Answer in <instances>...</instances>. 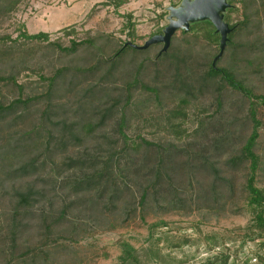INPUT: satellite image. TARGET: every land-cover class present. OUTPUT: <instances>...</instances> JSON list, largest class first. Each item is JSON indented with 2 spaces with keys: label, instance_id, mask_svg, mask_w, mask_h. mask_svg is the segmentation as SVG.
Here are the masks:
<instances>
[{
  "label": "rangeland",
  "instance_id": "rangeland-1",
  "mask_svg": "<svg viewBox=\"0 0 264 264\" xmlns=\"http://www.w3.org/2000/svg\"><path fill=\"white\" fill-rule=\"evenodd\" d=\"M10 1L0 0V6ZM107 1L18 0L13 13L0 15L2 50L13 46L30 52L31 56L26 59L28 67L35 71L42 68L46 77H52L58 69H66L64 82L57 81L60 88L50 99L45 94L48 90L45 83H41L37 75L28 71L21 75L19 83L27 86L24 98L39 95L45 98L30 105L32 122L21 124L16 130L25 131L26 127L40 123L37 119L50 100L57 115L54 118L76 123L74 129L80 138L78 143L72 139V144L57 152L54 162L48 163L45 170L50 173L59 167V175H55L58 182L55 189L51 183L46 185L47 198L34 209L35 214L39 215V209L45 207L58 216L65 204L69 203L70 207L66 218L52 229L53 241L43 250L48 251L49 257L42 255L35 264H205L215 257L221 264L222 255H229L228 264H264L259 259H264V238L251 228L253 214L247 204V192L243 190L249 164L232 162L241 156V149L251 134L250 101L220 77L206 76L220 52V40H208L201 32L185 35L179 30L172 37L169 50L174 61L169 57L154 65L155 57L163 49V44H157L149 55L135 58L127 54L113 77L107 80L105 76L111 67V62L107 61L117 50L133 43L143 46L157 31H164L174 19L172 9L179 10L185 0H127L118 8L106 6ZM227 4L221 15L229 17L228 23L243 21L245 10L239 0H227ZM246 14L253 16L234 36L233 46L224 51L218 67L231 70L238 81L256 95L264 96V0L251 3ZM128 15L135 23L133 40L128 36ZM65 29L73 31V35L67 36ZM41 32L49 34L48 42L38 43L21 37L23 33ZM72 39H90L92 44L70 55L48 46L53 42L69 47ZM12 54L19 61L0 60V76L9 75L22 61L16 52ZM176 59L186 60L184 65L180 63L179 69L176 63H171ZM130 60L134 62L129 63ZM141 62L144 64L139 75L141 84L132 89V105L126 110L124 133L130 139L128 146L125 148L124 139L117 132L121 117L118 112L94 132H83L81 125L99 122L101 112L114 103L113 99L123 100L126 82L131 81L130 75ZM180 73L181 79L187 81V77L193 86L189 91L194 96L187 97L189 103L184 108L179 106V98L187 96L188 89L180 86L181 79L177 76ZM141 85L158 91L159 98ZM88 89H93L94 97L101 98L92 100L90 92H86ZM106 92L109 96L103 100ZM17 97V89L0 84V102L8 104ZM218 98L221 105L217 103ZM256 110L262 123L255 147L261 160L256 186L264 190V105H257ZM45 124L46 129H53L50 122ZM52 134L59 136L56 131ZM141 139L152 143L153 147L138 148ZM109 158L119 161L116 172L121 174L115 183L110 182L109 186L113 187L108 186L117 194L107 193L98 199L95 191L70 193L65 183L70 184L84 172L90 175L103 168V162ZM162 158L167 172L163 170L156 187L148 189L149 197L142 208L138 204L141 189L156 182L153 166ZM70 160L84 165L83 171L80 168L64 170ZM113 161L111 164L116 167ZM214 184L222 193L217 203L210 198ZM12 185L21 186L17 182ZM12 192L8 182L0 189V213H8ZM174 194L184 202L173 204ZM161 222L167 226H160L151 233L149 227ZM150 233L154 236L152 240ZM41 238L30 229L22 236L14 255H10L5 244H0V264H23L26 260L33 264L31 255L21 257L25 251L22 244L32 247L40 244ZM122 243L134 248L137 260L121 261Z\"/></svg>",
  "mask_w": 264,
  "mask_h": 264
},
{
  "label": "trees",
  "instance_id": "trees-1",
  "mask_svg": "<svg viewBox=\"0 0 264 264\" xmlns=\"http://www.w3.org/2000/svg\"><path fill=\"white\" fill-rule=\"evenodd\" d=\"M126 2L127 0H108L105 5H113L114 7L118 8L124 5ZM255 2L256 0H239V3L242 4L243 11L245 10V13L243 12L244 20L239 22L238 24H230V22L228 23V16L224 18V21L230 26V29H232L231 34L228 35L227 47L225 48V50H228L230 46H233L232 43L234 36H236L241 31V28L249 23V20L253 16V14L248 15L246 14V11L250 8L251 3ZM17 4L18 0H11L8 4L3 3L0 6V15L7 16L13 13L17 9ZM230 12L232 11L230 10ZM126 18L128 20L127 28H129L128 36H130V38H132L133 40V38L135 37V23L132 22L131 15H128ZM65 32L67 36L73 35V31H68L65 29ZM163 32V29H160L159 31H157L155 36L163 34ZM193 32H201L202 35L208 40H214L216 42H219V40H221L220 34L216 32V29L212 25L210 20L191 23L189 30L183 31V34L186 35ZM21 37L25 38L26 40L35 41L38 43L48 42L50 38L48 33L43 32L36 35H28L27 33H23L21 34ZM8 39L9 37H7V40ZM88 44H92V41L90 39L81 41L72 39L70 41L69 47H63L62 45L53 42L49 43L48 46L59 50L61 53L70 55L76 53L79 48H81L82 46H87ZM153 47H155V45L149 47L147 50H138L135 49L132 45H126L125 47L122 46L121 49L117 50L115 55L107 61L111 62V67L109 72L107 73L108 75L105 76V79L108 80V78L113 77V72L118 68V65L124 62L125 56L127 54H130L133 57L135 56V58H137V55L146 56L150 54V50ZM169 50L170 47L167 53H161L157 55L155 57L156 61H154L153 64L156 65L166 58L171 57ZM13 51L17 53V56L22 58V61L19 63V65H17V68L14 69V71H11L9 73V75L0 76V84L11 85L18 91V97L8 104L0 102V189L4 186L5 183L8 182L11 184L13 190L12 195L10 196L11 205L8 213H0V233L1 231H3L2 236L0 235V244H5L7 247L6 249L9 250L10 255H14L15 251L20 247L19 244L21 242L22 236H25V233H28L30 229L35 230V232H38L42 237L41 239L44 241L41 240L40 244L34 245L32 247H27L22 244L25 251L21 253V257H27L31 255L30 258L32 260V263L35 264L37 263V259H41L42 255H47V257H49L48 251L46 252L43 250L44 248L49 247V242L53 241L52 238L54 236V230L52 231V229L56 227L57 224L59 225L60 221L66 218V213L70 207L69 203L65 204L58 216L57 214L51 212V210L48 211L45 207H41L39 209V215L35 214L36 212H34V209L47 198L46 196L48 190L45 188L46 185L51 183L52 185H54L55 189L58 182V180L55 178V175H59V167L56 171L52 169L50 173H45V170L48 167V163L52 164V162H54V158L57 156V152L65 150L68 145L72 144V139L73 141L78 143L80 141V138L78 134H76V131L74 129L77 126L75 125L76 123L68 124L67 119L56 120L54 118L57 115H55L51 108L50 100L49 105L46 107V109L41 111L40 117L37 119V121H39L40 123H36L30 127H26L27 130L25 131L16 130V127H20L21 124H24L25 126L28 122H32L33 114L30 111V105L35 100H43L45 98V95L33 97L25 96L24 98L27 86L25 83H19L21 75L26 71L30 72L32 75H37L40 82L45 83V87H47L48 89L45 94H48L50 99L52 95L58 92L60 88V84L57 83V81L64 82V72H66V69H58L52 77H46L42 73V68H37V71H35L28 67L26 59L27 57L31 56L30 52L14 48L13 46L9 48L7 47L4 50L0 48V60L9 58L11 61H19V58L15 59L13 57ZM221 58L216 62L215 66H213L212 62V64L209 66V71L206 73V76L210 79L214 77H220L222 81L227 83L235 91L243 94L244 97H246L248 101H250L249 120L252 124L251 134L246 140L245 145L241 149V156L233 159L232 162L246 161L249 164V166L247 167V170L249 172L246 175L243 190L247 192V204L251 208L253 214L254 224L251 226V228L252 230H254V232L259 233V237L264 238V190L256 186V178L260 170L261 160L255 152V147L260 137V127L262 126L261 121L257 117L256 107L259 104L264 105V96L256 95L254 91L245 86L242 81H238L231 70H228L227 68H219L218 62L221 60ZM171 59L172 61H174L173 56L171 57ZM183 60L176 59L175 62L171 63H176V69H179L181 67L180 63L183 64V62L186 61ZM131 62H134V60H130L129 63ZM143 65L144 64H142V62L139 63L138 67L134 69V74L130 75L131 81L126 82V95L124 96L123 100H121L120 97L113 99L114 103L109 108L103 109V112H101L103 116L99 122H87L81 125L80 129H82L83 132H85L86 134L94 132L97 128L102 127L105 124V121L110 118L113 113L118 112L121 114V117L119 123L117 124V132L124 139L125 148L126 146H128V142L130 141V139L124 133L127 122L126 110L132 105V89L137 88V86L141 84L139 75L141 74ZM177 76L181 79V73L177 74ZM185 80L187 81H184L183 79L179 81L180 86L182 85L184 89H188V91L186 92L187 96L179 98V106L183 108L189 103L187 97L194 96L189 91V88H193L192 84L188 83L190 81L187 77ZM185 82H187L188 84H186ZM173 87L175 88L176 86L174 85ZM141 88L145 91L156 93L157 98H159L158 91L153 90L146 85H141ZM86 92H90L92 100L101 98L94 97V94L92 93L93 89H88ZM86 92L84 96L87 95ZM108 96L109 94L107 92L104 93L103 100ZM121 103L123 105H121ZM217 103L221 105V100L219 98L217 99ZM47 122L51 123L53 129H46L47 125L45 123ZM53 130L56 131V134L59 135L58 137H54L55 134H52L54 132ZM46 134L49 137H46ZM142 145H146V147H153L152 143H149L144 139H141V144H138L137 147L141 148ZM133 146H136V143H133ZM162 153L163 152L158 153L160 154V157L163 155ZM112 156L114 155L112 154ZM163 159L164 158L160 159L155 167L153 166V172H155L156 182H154L153 184H149L146 188L141 189V197L138 204L142 208L145 207L147 199L149 197L148 189H150L151 187H156V185L158 184L157 181L161 178L163 170L167 172V167H164L163 165ZM108 160L106 162H103V168L98 169L97 171L95 170L93 173H90V175L84 172L79 178L71 181L70 184L65 183L67 185V188L70 187V193H91L95 191L97 193L96 197L98 199L102 198L107 193H109L110 196L117 194L116 190L108 188L113 187V185L109 186L110 182L112 181L113 183H115V179H117V176H120L121 174L116 172V170H118L120 167L119 161L117 160L114 162L112 158H109ZM112 161L113 163H117L116 167L114 164L112 166ZM65 166L66 169L64 170L66 171L75 168H80L83 171L84 167V165L82 166L81 164H79V161L74 160H70V163H66ZM215 170L216 178H218V170ZM122 171L123 169H120V172ZM30 179L32 181H30ZM219 180L223 181L222 178H219ZM16 182L21 184V186L13 187L12 184ZM62 182L63 181L60 182V187L62 185ZM39 184H42L43 186L39 187ZM229 186L232 187L231 181L229 182ZM125 187L127 188V186ZM176 196L177 195L175 194L173 195V204H181L184 202V200H180V198L178 199ZM221 196L222 193H219V187L214 184L210 192V198L212 202L217 203ZM4 221L6 222L5 224ZM160 226L167 225L163 222L153 224L149 227L150 232H154L156 228ZM151 233L149 238L150 240H152L154 237ZM122 245L124 248V252L123 256L121 257V261L123 263H127L129 261L137 260L134 248L128 243H122ZM259 259L264 262L263 258L259 257ZM228 260L229 255H222V259L219 261L221 264H228ZM6 264L13 263L7 262ZM23 264L29 263L26 260L23 261ZM205 264H218V258L215 257L214 260H208ZM244 264L248 263L246 262Z\"/></svg>",
  "mask_w": 264,
  "mask_h": 264
},
{
  "label": "water",
  "instance_id": "water-1",
  "mask_svg": "<svg viewBox=\"0 0 264 264\" xmlns=\"http://www.w3.org/2000/svg\"><path fill=\"white\" fill-rule=\"evenodd\" d=\"M227 6V0H185L179 10L172 9L174 19L169 22L162 35L153 36L143 46H132L138 50H147L153 45L163 44L161 53H166L171 46L172 37L177 31H188L191 23L210 20L216 32L221 36L220 52L213 62V66H215L222 57L227 46L228 35L232 32L221 15Z\"/></svg>",
  "mask_w": 264,
  "mask_h": 264
}]
</instances>
